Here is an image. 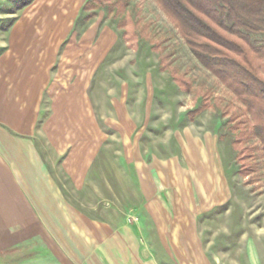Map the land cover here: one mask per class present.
<instances>
[{
	"label": "rangeland",
	"instance_id": "obj_1",
	"mask_svg": "<svg viewBox=\"0 0 264 264\" xmlns=\"http://www.w3.org/2000/svg\"><path fill=\"white\" fill-rule=\"evenodd\" d=\"M88 1L0 0V43L16 21L68 27L54 48L46 46L48 54L40 58L48 61L24 62L43 84L42 135L32 141L61 207L43 208L41 224L0 228V264H71L81 240L74 229L82 228V220L123 232L149 230L155 257L175 264L155 236L154 214L193 219L202 256L211 264H264V162L256 140L246 139L255 154L245 153L250 168L248 177L241 175L234 141L249 125L242 106L197 62L153 0H111V8L103 2L83 11ZM90 13L95 16L87 21ZM251 41L260 44L264 37ZM173 74L191 90L180 88ZM51 93L77 99L71 108L63 98L56 107ZM205 102L208 107L191 119ZM53 118L71 119L76 140L88 119L90 135L100 138L79 188L80 175L72 181L61 169L67 153L57 155L44 131L55 129Z\"/></svg>",
	"mask_w": 264,
	"mask_h": 264
},
{
	"label": "crops",
	"instance_id": "obj_2",
	"mask_svg": "<svg viewBox=\"0 0 264 264\" xmlns=\"http://www.w3.org/2000/svg\"><path fill=\"white\" fill-rule=\"evenodd\" d=\"M67 30L66 24L59 27L56 22L34 24L16 21L0 43L1 229L31 220L41 224L46 219L43 214L47 210L43 211V208L61 207L59 191L55 189L40 154L33 146L35 140L32 141L36 135H42V128H37V122L43 84L40 75L29 70L24 62L29 59L48 61V58H40L48 54L46 46L54 48ZM36 75L39 80L28 83L26 78L33 79ZM52 97L57 107L63 96L58 99L52 94ZM63 99V105L71 108L77 97L70 95L69 99ZM51 122L55 129L45 128L46 136L57 155L67 153L61 162V169L72 181L74 175H80L75 182L79 188L82 184L79 181L88 174L99 151L100 138L90 135L88 119L82 125L80 140L75 138L71 119L53 118ZM30 191H33L32 195ZM187 218L182 215H151L161 249L168 256L174 255L175 264H211L202 256L201 238L196 234L194 220ZM81 222L82 228L74 229L81 239L80 249L73 251L71 264H166L155 257L145 236L149 230L126 228L123 232L105 223ZM140 222L146 229L149 227L144 219ZM34 264H41V260H35Z\"/></svg>",
	"mask_w": 264,
	"mask_h": 264
},
{
	"label": "trees",
	"instance_id": "obj_3",
	"mask_svg": "<svg viewBox=\"0 0 264 264\" xmlns=\"http://www.w3.org/2000/svg\"><path fill=\"white\" fill-rule=\"evenodd\" d=\"M110 1L90 0L83 6V11L100 7L103 2L111 8ZM153 1L177 30L197 62L244 109L249 125L247 131L241 129L234 147L237 161L242 165L241 175L248 177L250 167L245 153L255 154V148L246 146V139L256 140L264 162V41L260 44L251 41V36L264 37V0ZM93 3L96 5L91 7ZM28 4L29 1L18 4L17 9ZM94 16L90 13L86 20ZM130 38L135 39V34L131 33ZM167 66L163 64L162 70ZM173 78L180 88L191 90V84L182 75L173 74ZM207 107L205 102L189 114L190 118H195ZM249 164L253 166L255 163L251 161Z\"/></svg>",
	"mask_w": 264,
	"mask_h": 264
}]
</instances>
